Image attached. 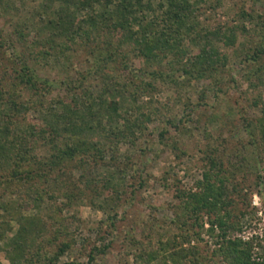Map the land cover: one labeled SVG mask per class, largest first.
Listing matches in <instances>:
<instances>
[{"label": "rangeland", "instance_id": "obj_1", "mask_svg": "<svg viewBox=\"0 0 264 264\" xmlns=\"http://www.w3.org/2000/svg\"><path fill=\"white\" fill-rule=\"evenodd\" d=\"M188 2L197 9L191 19L198 24L193 37L199 40L197 33L208 34L226 59L211 77L200 80L186 75L184 65L203 44L186 40L180 62L169 56L146 63L133 53L126 57L127 48L116 53L117 40L89 34V25L84 31L77 25L70 39L53 35L49 22L60 20V0H0V94L5 100L15 94L37 111L25 116L29 120L21 118L22 127L36 123L33 117L50 120L52 111L62 109L58 102L85 91L97 100L96 109H101L100 101L104 106L119 104L113 123L105 110H96L98 119H87L88 123L101 121L104 128L112 124L123 129L126 120L140 119L145 127L128 141L109 138L95 127L91 142L99 144L101 154H79L58 168L30 175L32 166H25L17 179L1 183L0 264H11L5 248L18 230L2 203L28 201L39 193L44 195L39 207L22 206L24 215L40 217L45 225L24 264H147L152 255L158 257L152 264H174L166 260L169 253L193 247L206 263L222 264L213 257L209 216L203 215L201 226H196L195 220L184 218L179 199L199 191L198 182L211 161L227 180L233 222L242 225V231L230 235L253 241L255 252H262L264 140L257 122L264 106V20L253 22L240 13L263 17L264 0ZM163 4L168 7L166 0ZM135 6L144 8L137 17L152 19L159 1ZM75 7L69 12L77 13ZM97 13L98 8L89 9L74 18L80 24ZM231 29L237 37L232 46L212 36L227 35ZM256 50H262L258 60L253 59ZM110 54L114 60L103 63ZM24 64L50 88L36 93L22 85L17 71ZM42 121L40 130L46 123ZM0 123L7 124L2 118ZM46 139L49 131L29 140L37 162L52 153Z\"/></svg>", "mask_w": 264, "mask_h": 264}, {"label": "trees", "instance_id": "obj_2", "mask_svg": "<svg viewBox=\"0 0 264 264\" xmlns=\"http://www.w3.org/2000/svg\"><path fill=\"white\" fill-rule=\"evenodd\" d=\"M60 1L63 4L59 12L60 20L58 22H49L54 30L53 35L66 36V38L70 39L76 36L77 30L75 27L77 25L81 31H84V27L89 25V34L106 35L109 42L113 39L117 40L116 53L125 52L127 48L128 51L124 54L126 57L133 53L146 63L153 61L162 62L164 58L169 56L179 59L180 62L181 58L185 56L184 43L190 39V42L193 41L197 45L203 44V46L196 55L187 60L184 65V72L191 78L198 80L211 77L218 71L219 65L226 61L219 51L211 45L212 42L209 41L208 34L205 36L202 33H197L199 40L193 37V30H196L198 24L196 25L191 19L197 9L188 0H166L168 7L163 4L164 0H158L159 8L152 19H148L146 16L137 17V12L144 8L139 7L137 9L135 5H141L144 1L152 2L153 0ZM218 3L220 4V0H218ZM74 6H77L75 7L77 13H70V7L73 8ZM96 8L100 11V13H97L99 14L97 17L82 19L80 24L76 23L75 14L89 9L96 10ZM148 8H151V4H149ZM240 14L244 19H249L253 22L258 19L264 20V16H258L255 12L244 10ZM212 36L223 40L227 47L234 45L237 38L233 29L227 35L213 33ZM52 42L54 43V41ZM259 51L262 52V50L255 51L253 59L258 60L257 58L261 55ZM114 58L110 54L108 57L103 58V63H110ZM169 66L172 67V65ZM17 72H19L18 81L29 90L37 93L40 90L46 91L50 88L51 84L47 80L39 79L28 65L24 64ZM106 78L111 77L107 75ZM89 95L92 96V94H87L86 91L81 95L72 94L68 102L66 100L58 102L62 109L58 113H53L54 111H52L50 120L44 121L40 117H33V119L38 120L36 123L29 122L26 123L25 127H22L23 121L21 118L24 116L25 121L29 120L25 116L32 112L30 104L19 101L18 96L15 94L9 95L6 100L0 94V119H5L7 122L5 127L0 123V184L10 182V178L17 179L19 172L25 166H32V173L27 171L28 175H30L36 170L49 171L58 168L74 160L79 154L88 152H94L93 154L96 155L101 154L102 151L97 147L99 144L91 142L92 135L96 132L94 131L95 127L100 133L109 136V138L122 141L130 140L131 136H135L136 130L145 129V127H142L144 123H139L140 119L129 122L126 120L123 129H118L112 124L108 129L104 128L101 121H97V124L88 123L87 119H98L96 118V110H100L99 112L105 110L111 119L110 123H113V117L119 114V104L116 101H111L105 106L103 101H100L102 107L101 109H96L99 104L96 99L90 98ZM36 112L32 113L36 115ZM42 117L45 118L44 115ZM148 118L150 119V116ZM41 121L43 123L46 122L45 127L48 129L45 127L41 130L39 129L42 125ZM257 127L261 131L262 139L264 140V106L262 115L257 122ZM47 130L49 131L50 139L45 141L50 146L52 153L47 160L37 162L33 154L34 149L29 145V140L48 133ZM11 131L14 133L12 137V134L9 133ZM165 135L166 133H161V136ZM218 166L211 161L209 168L204 172L203 180L198 182L199 191L197 193H184L179 197L182 203L183 215H185L184 218L193 219L196 226H201L202 216H209L211 227L208 233L214 239L216 246L213 251V257L221 259L222 264H264V247L260 248L262 252H255L253 241H244L241 238H234L230 235L231 231H242V225L240 222H233L231 208L234 201H231L227 196V180L218 170ZM259 179L262 183V178L260 177ZM19 201L23 203L15 201L2 203L1 205V209L9 213L11 220H15L18 223L16 235L5 248L11 264L29 262L26 254L29 248L35 245L37 237L41 236L45 230L44 221L40 217L27 216L22 212V210H26L22 206L32 205L33 208L39 207L44 202V195L40 193L35 194V196L30 195L28 201L22 198ZM245 215V213L241 214L242 217ZM6 224L7 226L9 225L8 222ZM185 239H188V237ZM171 242L170 244H172ZM170 244L164 245L163 250L168 248ZM63 252L64 249H61V253ZM57 256L59 255L57 254ZM91 256V259L94 260V251ZM157 258V255H152L148 259L147 264H152ZM169 259L174 264H209L199 257V249L196 247L191 250L183 248L175 250L166 257V260Z\"/></svg>", "mask_w": 264, "mask_h": 264}]
</instances>
